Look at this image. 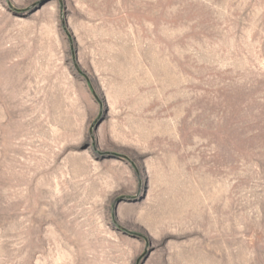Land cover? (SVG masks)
<instances>
[{"label":"rangeland","instance_id":"rangeland-1","mask_svg":"<svg viewBox=\"0 0 264 264\" xmlns=\"http://www.w3.org/2000/svg\"><path fill=\"white\" fill-rule=\"evenodd\" d=\"M0 264H264V0H0Z\"/></svg>","mask_w":264,"mask_h":264}]
</instances>
